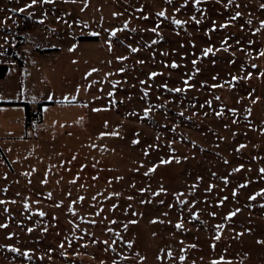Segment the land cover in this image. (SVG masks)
Here are the masks:
<instances>
[{
	"label": "rangeland",
	"instance_id": "obj_1",
	"mask_svg": "<svg viewBox=\"0 0 264 264\" xmlns=\"http://www.w3.org/2000/svg\"><path fill=\"white\" fill-rule=\"evenodd\" d=\"M261 5L0 0V264H264Z\"/></svg>",
	"mask_w": 264,
	"mask_h": 264
},
{
	"label": "snow or ice",
	"instance_id": "obj_2",
	"mask_svg": "<svg viewBox=\"0 0 264 264\" xmlns=\"http://www.w3.org/2000/svg\"><path fill=\"white\" fill-rule=\"evenodd\" d=\"M44 2H45V3H51L52 0H44ZM169 2H170V0H169ZM31 3H32V5H34V4L37 3V0H31ZM197 3H199V0H197ZM29 6H31V5H29ZM261 7L264 8V5H261ZM20 11H24V9H20ZM158 15H159V16H165V12H164V11H161V12L158 13ZM236 15L239 16L240 13H237ZM233 19H235V17H233ZM40 23H43V21H40ZM173 23L179 25V24H181V23H183V22H182V21H179V20H174ZM197 23H199V21H197ZM249 23H250V21H249ZM125 26H126V25H125ZM225 26H226V25H221V27H225ZM261 27H264V21H261ZM153 31H155V29H153ZM111 34H112L113 36H115V34H116V30H113V32H112ZM74 47H75V45L73 46V48H74ZM69 50L71 51L72 49H69ZM224 50L227 51V48H225ZM132 51H133V52H136L137 49H136V48H133ZM212 51H213L212 48H210V47H209V48H206V49H204V55L207 56V55H208L209 53H211ZM260 55H261V56H264V50H262V51L260 52ZM120 59H124V57H121ZM193 63L195 64V61H193ZM172 67H177V65H176V64H173ZM252 67L255 68V67H257V66H256L255 64H253ZM92 71H96V69H92ZM121 71H123V69H121ZM89 75H90V73H89ZM152 75L155 76V75H157V73H152ZM250 76H251V73H249V77H250ZM232 79H233V80H236L237 77L234 76ZM185 83H187V81H185ZM174 91H181V89H174ZM77 92H79V89H77ZM109 95H112V93H109ZM50 99H51V97H50ZM65 99L67 100L68 98L65 97ZM72 99L75 100V97H72ZM217 99H219V97H217ZM253 103H255V101H253ZM93 111H100V109H93ZM148 111H149L148 109L145 110V116L148 115ZM233 111H235V110H233ZM249 111H250V110H249ZM181 115H183V114L181 113ZM217 115H219V113H217ZM105 126H107V125H105ZM103 135H105V133H101V136H103ZM112 135H116V133H112ZM133 143H138V141L134 140ZM240 147H244V145H241ZM73 159H75V157H73ZM225 162H227V161H225ZM161 163H168V161H166V160H162ZM241 167H242V166H241ZM154 170H155L154 168H151V169H149V172H152V171H154ZM239 170H240L239 168L233 169V171H239ZM260 172H261V173H264V168H261V169H260ZM145 175H147V173H145ZM241 187H244V185H241ZM161 191H163V189H161ZM262 193H264V189H262L261 192L256 193L255 196L249 197V199H253V200H254V199L256 198V196L261 195ZM156 194L158 195V193H156ZM49 195H51V194H49ZM117 195H118V194H117ZM233 195H235V192L233 193ZM80 199L82 200L83 197H81ZM93 199H95V197H93ZM129 199H131V197H129ZM0 203H4V201H0ZM25 206L27 207V205H25ZM113 207H115V206H113ZM5 211H7V209H5ZM70 211H71V208H70ZM236 211L238 212L239 209H237ZM73 214H74V213H73ZM40 215H44V213L41 212ZM213 215H215V214L213 213ZM234 215H236V212H231V213L228 214V217H226V219H227V218H230V217H232V216H234ZM132 223H135V221H132ZM3 227H6V225H2V224H0V228H3ZM176 227H177L178 229H179V228H182V227H183V224H182V223H178V224L176 225ZM222 227H223V225H217V228H218V229H220V228H222ZM29 231H31V229H29ZM216 239H217V240L220 239L219 234L216 236ZM260 243H264V241H260ZM129 246H131V245H129ZM11 251L15 252V251H17V249H15V248H11ZM24 255L27 256L28 253L25 252ZM169 256H171V252H169ZM181 259L183 260L184 257L182 256ZM114 264H115V262H114ZM213 264H216V262H213Z\"/></svg>",
	"mask_w": 264,
	"mask_h": 264
},
{
	"label": "trees",
	"instance_id": "obj_3",
	"mask_svg": "<svg viewBox=\"0 0 264 264\" xmlns=\"http://www.w3.org/2000/svg\"><path fill=\"white\" fill-rule=\"evenodd\" d=\"M9 65L6 63H2L0 62V78H3L7 71H8ZM13 103H22L24 104V109H25V126L29 125V122L31 121V119H37L39 118V120L41 119V106L45 103H49V102H40L37 105V110L34 111V109L31 108V105L29 102H22V101H14Z\"/></svg>",
	"mask_w": 264,
	"mask_h": 264
},
{
	"label": "crops",
	"instance_id": "obj_4",
	"mask_svg": "<svg viewBox=\"0 0 264 264\" xmlns=\"http://www.w3.org/2000/svg\"><path fill=\"white\" fill-rule=\"evenodd\" d=\"M22 121L24 122V118H22ZM13 125V123L11 124V126ZM15 125V124H14ZM2 127V126H1ZM4 127H2V129H3Z\"/></svg>",
	"mask_w": 264,
	"mask_h": 264
},
{
	"label": "built area",
	"instance_id": "obj_5",
	"mask_svg": "<svg viewBox=\"0 0 264 264\" xmlns=\"http://www.w3.org/2000/svg\"><path fill=\"white\" fill-rule=\"evenodd\" d=\"M30 122H33V119H31V121Z\"/></svg>",
	"mask_w": 264,
	"mask_h": 264
}]
</instances>
